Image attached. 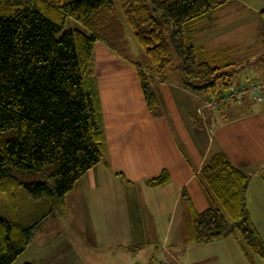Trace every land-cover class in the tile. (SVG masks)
I'll use <instances>...</instances> for the list:
<instances>
[{
    "label": "trees",
    "instance_id": "obj_1",
    "mask_svg": "<svg viewBox=\"0 0 264 264\" xmlns=\"http://www.w3.org/2000/svg\"><path fill=\"white\" fill-rule=\"evenodd\" d=\"M117 1L121 13L113 0H0V264L27 249L43 219L65 213L66 194L103 159L91 78L95 41L109 20L121 26L123 15L156 71L173 51L183 84L199 93L222 91L247 62L215 65L188 44L191 25L211 13L213 0ZM67 17L81 27L63 30ZM138 78L155 110L150 75L139 69ZM249 176L220 152L206 156L198 177L214 206L192 212L188 238L206 243L230 234L255 264L253 255L264 262V242L246 207ZM167 179L162 172L149 183Z\"/></svg>",
    "mask_w": 264,
    "mask_h": 264
},
{
    "label": "crops",
    "instance_id": "obj_2",
    "mask_svg": "<svg viewBox=\"0 0 264 264\" xmlns=\"http://www.w3.org/2000/svg\"><path fill=\"white\" fill-rule=\"evenodd\" d=\"M256 1L262 0L215 1L211 13L191 25L188 44L215 65L243 61L244 57H238L245 52L241 54L236 46L247 45L249 40L220 42L228 31H234L219 26L214 13L227 2H239L260 14L264 4H250ZM259 29L261 26L251 44L264 49ZM221 51L237 54L235 58L219 57ZM94 54L97 62L107 60L102 70L120 68L126 78L97 80L103 159L76 181L73 202L65 196V213L71 206L75 209L85 246L101 250V264H121L127 257L133 258L131 249L147 256L143 264L153 263L159 250L166 252L168 264H250L231 235L195 242L188 238V229L193 211L214 206L198 171L206 156L217 151L250 175L246 207L264 242V92L259 102L245 96L227 106H204L207 93L187 88L179 61L172 62L171 58L162 71L148 69L158 98L156 109L151 111L139 83L141 65L118 57L106 44H95ZM117 60L119 66L111 67ZM93 64L96 68V62ZM256 67L261 71L257 78L249 74L252 68L246 62L233 74L232 82L261 79L264 61ZM162 172L167 173V181L151 185L149 179ZM64 214L46 217V223L43 219L31 244L11 264H83L78 259L83 250H74V238L56 221Z\"/></svg>",
    "mask_w": 264,
    "mask_h": 264
},
{
    "label": "rangeland",
    "instance_id": "obj_3",
    "mask_svg": "<svg viewBox=\"0 0 264 264\" xmlns=\"http://www.w3.org/2000/svg\"><path fill=\"white\" fill-rule=\"evenodd\" d=\"M64 1H67V0H64ZM113 1L116 3L119 9V12L121 13V9L118 5V1L117 0H113ZM214 1H221V0H214ZM227 3L217 8V10L214 13L215 14L214 16H216L214 17V20H217L219 26L226 25L228 26L227 27L228 29L231 28L234 32L231 33L230 31H228L225 34V37H223V39L220 40V42L223 41L225 44V43L233 42V41L242 42V41L249 40L247 45H243L241 43L240 45L236 46V48L241 54L245 52L244 55L238 58L244 57L243 61L245 60L249 62V65L252 68V71L249 74L253 77H256V74H261L260 69L256 66H258L259 63L264 61L263 60L264 59V49L261 45H258V47L256 48L254 44H251V40L256 34L257 28H259L260 26H261V29H259V33H260L259 39L262 36H264V33L262 32L263 25H264V15L260 16L258 11L253 10L252 7L248 8L239 2H233L232 4H227ZM250 4L252 5L258 4L259 6H262V4H264V0L260 2L258 1L252 2ZM121 18H122L121 22L123 24L121 26L115 24V22H113L112 20H109L108 26H105L103 27V29L99 30L100 37L95 41V44L96 45L98 44L109 45L118 57L122 56L124 58L134 60L135 62L141 65L142 69L145 72H148V69L149 67L151 68V65L148 62L147 53L144 50V48H142L135 40L129 25L126 22V20H124V17L122 14H121ZM241 19H243L244 22L241 23ZM73 27H81V25L80 23L76 22L72 18L67 17L65 20L64 26H63V30L68 29V28H73ZM223 52L224 51H221V53L219 54V57L226 56L227 58V56H230V57L235 58L234 56L235 54H237V53L232 54V53H227V52L223 53ZM171 58H172V62L179 61L178 56L173 51H171ZM93 61L94 63L96 62L97 64L96 68L94 67V64H93V73H92L93 77L91 78L94 81L93 89H95L96 94L99 91L97 80L99 82L100 79L102 81L109 76L114 79L126 78V74L123 69H120V68L109 69L108 68V71L102 70L104 68V65L105 67H107L108 62L106 59L103 60L101 58L97 62L94 51H93ZM235 62L239 63V61H235ZM114 64L115 65L111 67L119 66L118 60L116 62L114 61ZM109 70H111V72ZM240 72H245V71H240ZM240 76L246 78L245 74H242ZM244 78L243 80H245ZM262 78L259 80H262ZM232 79L235 80V77H232ZM96 96L99 99V93ZM75 193H76L75 189L74 190L71 189L67 193L66 198L68 202L71 203L75 200ZM47 221L49 220L46 218L44 220V223H46ZM56 221L58 223H62L63 224L62 227L64 228V230H66L74 238L75 240V242L73 243L74 250L75 251H78V249L79 251L83 250L79 252V257H78V259H80L83 264H101V250L99 249L96 250L95 247L90 246V245L85 246L84 240H83L84 233L81 231V225L79 223L80 219L78 218L77 214L75 213V209L72 206L67 210V214L65 213L64 216L57 219ZM44 230L46 231L45 228ZM121 253L123 256L126 255V252L124 250ZM130 255L133 258L130 259L127 257L126 260H124L121 264H143L142 262L148 259L147 256H144V253L140 250L132 251L131 249ZM154 258H157L155 261H162L163 263L168 264L167 263L168 257L165 251L163 252L159 250V252L155 253ZM185 260L186 259L181 258V261H185ZM252 261L255 264H263L262 260L257 255H253Z\"/></svg>",
    "mask_w": 264,
    "mask_h": 264
},
{
    "label": "built area",
    "instance_id": "obj_4",
    "mask_svg": "<svg viewBox=\"0 0 264 264\" xmlns=\"http://www.w3.org/2000/svg\"><path fill=\"white\" fill-rule=\"evenodd\" d=\"M264 92V76L262 80H248L245 82H233L222 91L215 94H207L202 102L204 106L218 108L227 106L232 101H241L245 96L253 100L261 101ZM151 264H165L162 261H154ZM182 264V263H175Z\"/></svg>",
    "mask_w": 264,
    "mask_h": 264
}]
</instances>
